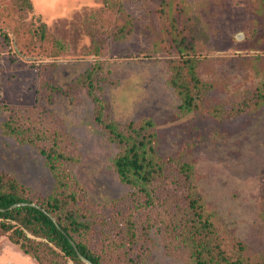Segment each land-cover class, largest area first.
<instances>
[{
  "label": "rangeland",
  "instance_id": "obj_1",
  "mask_svg": "<svg viewBox=\"0 0 264 264\" xmlns=\"http://www.w3.org/2000/svg\"><path fill=\"white\" fill-rule=\"evenodd\" d=\"M189 59L200 106L184 112L170 78L188 76ZM12 115L19 138L4 129ZM100 116L152 121L147 131L167 166L152 203L120 180V146ZM35 121L51 130L37 144L21 141L36 134L27 131ZM55 136L75 157L85 235L106 264H189L167 226L183 201L181 162L192 164L227 251L235 256L239 243L244 257L264 258V0H0V173L35 201L55 189L39 151ZM109 238L124 240V252L106 251ZM0 264L39 263L0 230Z\"/></svg>",
  "mask_w": 264,
  "mask_h": 264
},
{
  "label": "trees",
  "instance_id": "obj_2",
  "mask_svg": "<svg viewBox=\"0 0 264 264\" xmlns=\"http://www.w3.org/2000/svg\"><path fill=\"white\" fill-rule=\"evenodd\" d=\"M188 66V76L183 77L181 71H177V75L170 78L171 84L181 98L179 109L184 112L197 110L200 106L198 100L200 80L191 59L188 60ZM90 72L87 82L89 92L93 93ZM98 119L103 123L110 138L119 143L120 149L113 159V166L120 180L134 189L132 194L142 195L143 202L152 203L155 198L153 191L156 179L167 167L158 154L155 136L147 131V126H151L152 121L146 120L145 123L130 121L119 125L114 121L106 122L101 116ZM18 121L19 118L12 115L4 123L5 131L16 133V138L21 136ZM32 126L31 128L29 125L27 131L35 129L36 134H25L26 137L21 141L37 144L44 129L51 130V123L44 126L35 121ZM61 141L62 138L59 140L55 136L51 146L43 144L39 147L40 153L45 157L56 178L55 189L49 195L35 201L26 192L24 184L0 173V208L5 209L0 210V230L24 253L32 255L39 264H87L78 256L70 239L94 264H106L105 250L94 248L86 238L90 222L88 216L81 211L80 192L72 187L74 180L70 165L75 157L60 145ZM177 175V185L182 190L183 201L172 208V219L167 226L168 230L172 231L171 242L184 248L189 264H264V258L244 257L240 252L243 246L238 242L237 245H233L239 249L238 254L233 256L227 251L225 238L216 221L215 213L209 210L195 189L192 164L179 163ZM21 201L35 202L42 206L55 217L59 227L45 211L36 206L19 205L7 209ZM138 201V205L142 204L140 198ZM109 240L106 251L114 254L123 251L127 245L124 240L121 242L112 241L110 238ZM134 241L136 233L131 232L128 242ZM128 262L137 264L132 258Z\"/></svg>",
  "mask_w": 264,
  "mask_h": 264
},
{
  "label": "water",
  "instance_id": "obj_3",
  "mask_svg": "<svg viewBox=\"0 0 264 264\" xmlns=\"http://www.w3.org/2000/svg\"><path fill=\"white\" fill-rule=\"evenodd\" d=\"M19 205H31V206H36V207L40 208L41 210L45 211V212L50 216V218L54 221V223L59 227V225H58V223H57L55 217H54L51 213H49L48 211H46V209H44L42 206H40L39 204H37V203H35V202L21 201V202H17V203L12 204V205L9 206L7 209H11V208H13V207H15V206H19ZM0 210H5V209L0 208ZM70 241H71L72 245L74 246V248H75V250H76L78 256H79L84 262H86L87 264H94L90 259H88L86 256H84V255L79 251V249H78L76 243H75L72 239H70Z\"/></svg>",
  "mask_w": 264,
  "mask_h": 264
}]
</instances>
